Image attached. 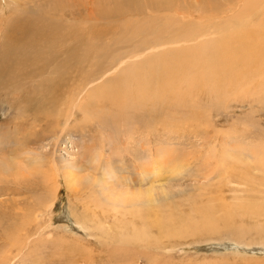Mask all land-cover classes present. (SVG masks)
<instances>
[{
  "label": "rangeland",
  "instance_id": "1",
  "mask_svg": "<svg viewBox=\"0 0 264 264\" xmlns=\"http://www.w3.org/2000/svg\"><path fill=\"white\" fill-rule=\"evenodd\" d=\"M115 4L113 0H0V264H264L262 92L240 100L225 91L222 102L215 94L201 92L200 110L181 107L178 118L148 122L145 128L139 123L141 114L131 111L132 118L121 123L117 109L105 108L108 105L98 118L84 119L79 112L68 126L63 127L61 119L56 125L54 112L69 99L59 98L53 89L61 84V91H69L72 84L79 85V74L90 70L89 64L76 66L87 45L96 49L90 58L100 57L93 62L97 67L91 68L95 77L99 70H108L117 52H127L137 43H115L124 23L141 24L175 14L186 20L166 9L120 17ZM31 17H43L55 27L57 37L65 38L61 44L37 39L26 49L25 58H41L46 62L43 66L50 67L44 75L37 71L41 65L21 74L13 65L19 54L15 47L26 44L19 29L29 28L34 23L28 24ZM93 25L103 38H90ZM212 39L216 38H204L203 43ZM37 56L41 57L34 59ZM125 66L93 83L89 92L118 76ZM247 70L251 72L248 65ZM64 72L66 81L61 77ZM242 78L249 76L241 74ZM255 89L252 83L240 87ZM91 94L83 92L78 98L86 105ZM80 109L87 113V107ZM45 110L50 114L40 116ZM194 112L198 119L191 117ZM184 120L190 124L183 130ZM225 145L234 153L254 148L256 155L244 163L254 168L253 181L231 176L227 165L217 167L209 151L219 152ZM99 150L102 156L92 157ZM159 158L164 159L159 170L148 173L151 162ZM231 159L228 164L238 161ZM182 161L190 165L188 173L172 172L171 164ZM66 171L75 176L72 186L66 183ZM152 186L170 187L158 197L163 215L172 213L176 222L166 231L186 220L194 223L192 232L166 237L153 229L149 241L122 242L118 227L130 228L132 219V208L122 202L123 197ZM205 216L211 225L205 224Z\"/></svg>",
  "mask_w": 264,
  "mask_h": 264
},
{
  "label": "bare ground",
  "instance_id": "2",
  "mask_svg": "<svg viewBox=\"0 0 264 264\" xmlns=\"http://www.w3.org/2000/svg\"><path fill=\"white\" fill-rule=\"evenodd\" d=\"M113 1L117 3L115 4L116 14L120 17L133 15L134 13L147 15L152 11L166 9L173 13L178 12V15H182V19L186 20L178 19L175 14L162 20L147 19L148 21L141 24L124 23L123 33L115 43H124L130 40L131 43L133 41V43H137L131 49H129L131 46H128L127 52H117V58L111 59L108 70H99V75H96V71L95 77L91 74V68L97 67L93 62H96L97 58L99 60L100 57L94 55L90 58V54H93L96 49H94V44L87 45L80 58H78L76 66L89 64L90 70L86 74H79V85H76L77 83L72 84L69 91H61V84L57 86V90L53 89V91L60 93L59 98L67 97L69 99L64 108L55 110L53 116L56 118V125L61 119L64 120L63 127L68 126L72 119H77L79 112L82 113L84 119L90 118V116L98 118V115L103 113V109L115 108L118 111L117 119L119 122H127L129 118H132L129 116L130 112L135 111L142 115L139 123L141 127L145 128L148 127V122L152 124L162 121V119L174 120L181 114V107H192L194 110H200L202 107H199L198 97L201 92L207 93L208 96L217 95L216 98L219 102H222L225 98L223 95L227 94L240 100L247 96L251 98L259 95L260 92H262L261 96L264 97V0L262 2H259L260 0H243L242 2H239V0H163V3L150 2L149 0L143 3L141 0ZM141 3L142 5H140ZM195 17L199 20H195ZM28 24H31L29 28L19 29L20 39L24 37L26 44H18L15 47L19 54L14 58L16 60L13 65L16 66L18 74L41 65L37 71L39 74L44 75L50 67L43 66L46 62L41 60V56L34 58H40L39 60L25 58L26 49L29 50L32 43L37 39H43L46 42L56 41V43L61 44L65 38L57 37L55 27L47 24L43 17H31ZM227 31L229 33L226 34ZM88 32L92 39H101L105 36L101 31L96 30L95 25L89 27ZM55 37L58 40H53ZM209 37L216 39L203 43L204 38ZM195 42L201 43L193 45L192 43ZM22 47L25 48L22 49ZM162 48L166 49L158 52ZM9 57L12 56L9 55ZM247 65L251 67V72L247 70ZM123 66L125 67L118 76L106 79L104 85L90 91L92 94L88 98L89 103L82 104L78 98L80 94L83 92L89 94V87L93 83L101 78L103 79L106 75L113 74ZM10 67L11 64L9 69ZM105 72L107 73L105 74ZM230 73L234 75L233 78L226 77ZM241 74L243 76L248 74L249 78L239 79ZM61 77L66 81L67 75L65 72L62 73ZM247 83L255 84L256 89L252 91L240 90V87ZM86 86L88 88H85ZM42 89H45V86H42ZM225 91H228V93L225 94ZM106 105L110 107H105ZM80 107H87V113L85 110H81ZM65 108L68 113H66V117ZM72 108L77 111H72ZM176 112L178 113L176 114ZM49 114L50 112L45 110L44 114H40V116ZM197 115L195 113L191 117L198 119L200 116ZM101 117L103 118L104 115ZM102 121L104 122V120ZM166 123L168 124L167 121ZM183 123L182 128H186L190 124L188 120H184ZM167 126V133L170 134L172 124ZM231 149L226 146L218 152L215 148H212L209 154L216 159L217 167L227 165L226 169L231 171V176L234 175L236 178L240 177L247 181H253L251 170H254V168L250 164L245 165L244 163L250 160L248 156L256 155L254 148L247 147L245 151L242 149L235 153ZM99 156H102L100 150L92 155V157ZM231 158H237L238 161L233 160L234 165L228 164L227 160H232ZM163 160L161 158L154 159L148 173L153 174L159 170ZM187 163L186 161L172 163L171 171L174 173L180 171L188 173L186 168L190 165ZM239 166L241 168L240 174L236 175L235 170H238ZM57 169L53 171L55 175L52 182L54 183L58 182ZM64 178L67 185L72 186L75 176L71 172H67ZM167 189H170V187L152 186L129 193L123 197L122 202L132 208L130 211L132 219L129 222L131 224L130 228L125 224L118 227L122 242L123 240L126 243L129 240L149 241L148 234L153 229H158L166 237L188 234L193 230L194 223L185 220L178 228L166 231L172 223H176L172 213H168L169 216L165 217L161 212L163 208L159 204L158 197L160 194H165ZM204 218L205 224L211 225V220H207L208 216ZM180 221L183 220L180 219Z\"/></svg>",
  "mask_w": 264,
  "mask_h": 264
}]
</instances>
